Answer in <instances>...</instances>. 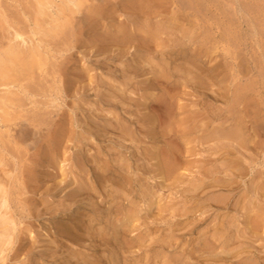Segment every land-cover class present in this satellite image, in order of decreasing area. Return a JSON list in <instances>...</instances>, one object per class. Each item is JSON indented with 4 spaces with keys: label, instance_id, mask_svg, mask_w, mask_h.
I'll list each match as a JSON object with an SVG mask.
<instances>
[{
    "label": "rangeland",
    "instance_id": "rangeland-1",
    "mask_svg": "<svg viewBox=\"0 0 264 264\" xmlns=\"http://www.w3.org/2000/svg\"><path fill=\"white\" fill-rule=\"evenodd\" d=\"M30 1L31 0H0V32L3 31L0 33V43H7V38L11 37V33L14 32L13 27L15 28V25L17 24L19 26L22 25L20 27L24 28L25 31H30V28L28 27H32V25H29L30 23L26 22L27 18H25L26 16L24 14V12H28L29 10L28 7L31 4ZM101 1L94 3L96 6H101ZM183 1H188L187 4H190V6H187L184 2L186 4V11L189 14L187 16L189 18H187L188 20H186L185 16L182 18L183 22L185 20V28L188 30L187 35L184 36L185 38L183 37L182 40H176L178 36L177 33L171 35V40L169 38L170 36L163 35L162 37L165 41L162 49L169 52L165 55L162 54L161 48H159L160 50L158 49L159 52L156 51L154 47L155 45L153 44L152 47L149 48H146L143 44L137 46V48H134V45L130 46V44H126L127 46L125 45L123 48L121 46L111 47V45L110 47H107L109 46L107 45V49H111V52L107 51L105 45H97V42L94 41L93 38V35L96 33L107 31L106 25L108 26V23L104 22L106 19L99 15L98 18H100V21L96 23L93 21V18H90V14L88 16V12H82L78 16L80 19H75L70 30L66 32L68 33V36L75 35L74 39L70 37L71 40H76L77 37L80 38L77 43H72V45H75L71 51H61L62 53L58 52L59 48L64 49V46L66 45L61 37L57 38V41L52 40L50 43L51 50H57L55 53H58L57 58H51V62L48 64L49 66L54 65L56 69L54 66L49 67L47 65V70L49 71L47 72L49 74L55 72V79L48 75V81L46 80L43 82L40 81L41 79L38 77L37 73L34 76L37 80L25 81L15 71L10 74V77L13 79L19 78L21 80H18L16 84H12V89L14 91L9 89L11 84L10 87H4L1 85L0 81V101L5 92L9 90L14 93L9 95L11 98L13 96H19L17 99L15 97L12 98L17 102V106H12V108L14 107L16 109L13 108L15 110L13 116H18V119L9 123H3L0 121V154L3 156L0 165V187L2 188L0 189L3 190V188H6L8 195V215L11 223L9 222L5 225L13 226L11 244L6 247L4 251L0 249V264H46L49 259L51 261L57 259L58 261H61L62 250L54 254V259L53 249L49 247L52 246L55 248L57 245L53 242L54 236L50 233L54 231L51 229V224L49 222L51 217L50 212L52 209L57 211L56 209L58 208L59 203L66 199L65 196L68 189H71V187L73 189L75 186V184H73V186H68L66 183L68 181L74 182L76 174L84 176L83 172L81 173L80 170H76L75 168L74 164L76 163L77 157L82 163L83 159L80 157L85 153H93L95 150L99 149V145L104 146L105 150L107 151L108 149V152L110 151V153L120 152L121 154H118L122 155V159L120 158L121 160L119 161L126 159L133 163L132 167L134 166L135 168H132V173L130 174L134 178L133 180L135 182L134 185L136 190L134 196L131 197H133L134 201L138 203L139 208L142 209V213H145L146 205L148 201L152 199L151 195L155 198V200L153 199L154 202H156L153 204L154 212L150 219L154 218L155 214V217H159L157 216L159 214L158 202L160 201L161 196L165 199V201L161 199L162 205L163 202L164 205L166 204L167 206L168 204H172L169 205L171 210L174 208H180L185 200L184 197L187 194L186 192H182L187 189L188 185L196 184V182L197 184L202 183L204 178L205 181H209L213 173L212 171L215 169H217L215 170L216 172L214 171L215 174H213L215 177L226 176L228 170L225 169L227 166L223 165L225 163L223 158L225 156V158H227L228 156L224 153L225 151L222 150H224L227 145L232 144V146H235L237 143H233L232 141L235 140L228 137L227 134L231 129L240 128L237 121L234 120L235 118L238 120L239 112H243V114L244 111L247 113L250 112L249 109L247 111V108L242 111L243 107L245 108V105L243 106L245 103L243 102L240 106H243L241 110L239 106L235 104L234 101H236V99H234V96H243L242 92L244 91L243 94H245V96H254L253 100L256 102L257 100H263L262 106L264 107V93L261 96H259L258 93V91H260L258 89H260L262 84H259L260 81L258 80H260V77L257 76L258 74L256 73L258 72L255 70L258 69V67L261 71L264 69V0ZM194 1L195 5L193 4ZM56 2L61 3L62 0H56ZM88 4H92V2L90 1ZM167 6L169 10L175 9V6L171 3H168ZM194 9L198 15L195 13ZM99 11L102 10L100 9ZM119 13L120 14L117 16L118 20H122L125 24L127 21L123 12ZM82 20L84 22H82ZM14 22L17 23L15 24ZM77 22H80L81 24ZM81 25H83V27ZM96 28L98 32L95 30ZM195 33L200 35L199 38L195 39ZM181 35L182 34H180V36ZM168 39L170 41H168ZM168 44L172 45V48H170L171 46ZM181 44L183 45L181 46ZM125 47L126 49H124ZM174 48L182 49V52L171 53L169 50ZM120 49H124L122 56H116L115 54L117 52H121ZM97 52L101 53L99 54ZM67 59H70L69 61H71V63L67 61ZM66 61L68 63H66ZM128 64H132L131 69L127 66ZM255 66L257 67L254 68ZM188 72L190 73L188 74ZM195 73L200 76L199 79H194L196 77ZM90 76L94 79H91ZM126 76L128 80H126ZM38 78L40 80H38ZM198 80L199 84L201 82L200 85L197 83ZM213 80L216 81L214 82ZM33 84L36 85L34 87L35 89H33ZM52 85L55 88L54 94L52 93L53 96L46 97L45 95H42V93L44 94L42 91H44L45 88H49V86L53 87ZM255 85L257 86L255 87ZM23 88H28L31 93L27 95L26 92L24 93ZM261 90L264 91V87ZM36 91L37 93L35 96ZM122 91H124V93ZM262 96L263 98H261ZM43 99L44 101H49L50 106L48 105V110L51 109L65 112L66 118L62 121L66 124V129H68V133L65 132L66 137H64V140L59 144L57 158L54 163H51V167L43 160L46 156H53V142L49 141L50 139L48 138V131L50 130L48 124L52 122L50 119L58 120L59 118L55 113L52 114L53 116L43 115L42 113V116L37 115L36 120L39 119L41 123H43L41 124L43 127L39 125V128H37V126L34 128V125H32L33 123L36 124L40 122H34L33 120L35 119V109L37 113L46 111L35 108V104H32V100H37L41 104ZM159 99H162V102H159ZM110 102L111 104L112 102L116 105L118 104L117 106L119 108L114 110ZM21 107H24V110ZM21 109L23 111H21ZM231 109L235 110L233 111L234 116L231 115ZM27 110L32 112L30 113ZM113 110L115 112H113ZM236 112L238 113L237 115L235 114ZM117 113L123 118V122L126 123L127 126H130L129 131L132 132V137L121 136L120 129H116L113 126H108L107 129L103 130L106 121L111 119L113 121L115 120L114 123H116L118 117ZM247 113L244 115L249 116L250 114L248 113L247 115ZM145 115L147 116L146 119L144 117ZM235 115L237 117H235ZM43 116L44 118H42ZM196 118L198 119L196 120ZM129 119L136 122L135 125H131ZM246 120L248 122L246 130L251 131L248 132L245 130L246 135H256V140L258 141L257 144H248L247 146H242L243 148L239 147L242 153H245L244 156L240 154L238 155L241 160L245 159V161H242L246 168V170H243V173L245 174L242 175L239 185L236 186L238 188L231 192L232 194L225 191H219V189H221L219 187L212 188V190L211 188H207L201 192L200 196L202 197V201L205 199V201H209V204L211 203V205L214 206L210 208L209 213L211 216L209 220L204 222L193 235L194 238H196L202 232L208 231L209 228L216 225L222 232L221 241H225L226 239L229 240L227 246H222L220 243H217V246L212 250L214 251L212 255L216 256V258L211 257L210 253L205 252L204 257L199 262L194 258L195 260L182 259L177 262L172 260L169 264H187V261L188 264H264V129H261L256 125V129L254 128L251 130L250 128H253L254 124L250 123L249 120L251 119H248V117ZM257 128L259 129L257 130ZM87 129L90 131V134L92 133L91 135H89ZM70 130L76 134V138H69L72 135V131ZM172 143L181 149L183 153L178 160L181 163V168L179 167L178 170L174 171L172 176L168 177V180L153 178L152 175L156 173L158 174V172L160 173L161 169H158L159 162L156 159L152 160V153L159 152L160 149H167V146ZM191 143L193 144L191 145ZM89 149L92 150L89 152ZM221 151L223 153H221ZM133 152L136 153L135 157L132 155ZM139 154H142V161L139 160L135 163L134 161L137 160ZM242 157H244V159ZM148 159L149 161H147ZM136 165H145L147 170H149L147 171V174L149 175L145 173L143 174V171L137 169ZM54 169H56V171ZM164 170L165 169H162V171ZM219 170L220 173H218ZM133 171L135 174H133ZM57 172L58 174L54 175ZM175 174L178 176L176 177ZM204 174H206V176H204ZM201 175L203 176L201 177ZM62 178L64 181L59 182ZM190 178L194 179L191 180ZM87 181L91 182L89 179ZM179 182H181V184ZM65 185L66 189L61 191V188ZM261 185L263 186V190H260ZM253 187H258L256 190H258L259 193L257 192V194H254L251 191ZM115 188L116 186H109L107 189L112 190ZM57 193L58 195L56 196ZM159 195L161 196L159 197ZM210 198L213 199L210 200ZM216 198L217 200L220 199V201L227 198L228 204L225 207L218 208L219 204L216 202ZM68 201L69 199L67 200V203ZM99 201H101V198ZM106 205V207H109L110 204L108 203ZM129 207L130 204L125 201L124 212ZM245 207L247 210H251L250 215L252 219H250V222H254L253 224H248V221H246L247 215L244 214L245 209L243 210ZM200 214L201 212L198 211L193 217L199 218ZM166 216H168V214ZM166 216L165 218H169ZM123 217V213H120L116 218L113 216L114 219H111L113 221H111V223L116 222L119 224L125 218ZM105 219L108 221V218H104L102 225L107 222ZM175 219H186V216H176V218H172L173 221ZM156 221L158 220H155L154 223L151 221L154 225H152L153 227L165 224H162L161 220H159V222ZM97 226H100V224ZM0 227L1 240L3 230L4 228L6 229L7 226L0 225ZM181 227L184 228V224ZM140 228L141 231H136L135 233L143 235L145 227L141 226ZM134 240L136 241L133 248V250L136 251L133 253L135 259H132L133 254L129 259L133 263H135V260L138 264L145 263L147 261L145 256L148 254H144L149 250H145V247H141L140 244H137L139 243L140 238L136 236L134 237ZM69 245L76 248L73 244ZM48 247L50 250H47L49 249ZM140 247L141 249L143 248V250L139 249ZM45 251L48 252L49 257L52 256L48 260H46L48 257L46 256ZM167 254L172 256L177 253L171 251ZM150 255H152L153 258H151V262L148 261L147 264H162L160 262L165 264L163 258H160L159 256L157 257L158 250L153 251Z\"/></svg>",
    "mask_w": 264,
    "mask_h": 264
},
{
    "label": "bare ground",
    "instance_id": "bare-ground-1",
    "mask_svg": "<svg viewBox=\"0 0 264 264\" xmlns=\"http://www.w3.org/2000/svg\"><path fill=\"white\" fill-rule=\"evenodd\" d=\"M90 1L92 2V4H88ZM100 1L101 0H62L61 3H57L56 0H31L30 1L31 4L28 7L29 10L27 9L28 12L27 11L24 12V14L26 16L25 18H27L26 22L30 23L29 25H32V27L31 26L28 27V28H30V31L29 32L25 31L24 28L20 27L22 25L19 26L17 24V25H15V28L13 27L14 32L13 33L10 32L11 37L7 38L8 39L7 43L6 42L4 44L0 43V81H1V85H3L4 87L5 86L10 87V84H11V87L9 89H12V84H16L18 80L19 81L21 80L19 78L13 79L10 77L11 76L10 74L15 72V71L25 81L26 80H30V81L37 80V78L34 77L35 74H37V73H38V77L41 79L40 80L38 78V80H40V81L45 82L48 78V75L52 76L53 79H55V77H54V75H56V74H54L55 72L49 74L48 73L49 71L47 70V65L49 64V62H51V60H50L51 58H53V59L57 58L58 52L62 53L61 51H64V52L71 51L75 45V44L72 45V43H75V42L77 43L78 40L80 39L76 36L77 37L76 40H71V38L74 39L75 35L68 36V33H66V32H68L70 30V27L72 26L75 19H77V20L80 19L78 16L82 12H85V13L88 12V16L90 14V16H91L90 18H93V21H95L96 23H98V21H100L99 20L100 18H98L99 15L103 16L106 20L110 19L108 21H106V20L104 21V22L108 23V26L106 25L107 31L99 33L97 28H96L95 30L98 33L93 35L94 41L97 42V45H103V46L105 45L106 49H107V47H110V45H111V47H113V46H119L120 47L121 46L123 48V46H125L126 44H130V46L134 45L133 47L137 48V46L143 44L146 48L147 47L149 48V47H152V44H153V45H155L154 47H155L156 51L159 52V50H160L159 48H161L162 54L165 55L168 51H165L162 49V46H163L164 41H165L162 37L163 35L170 36L169 37L170 40H171L172 34L175 35L177 33L178 36H180V34H182L181 35L182 37L177 36V39L175 38L176 40H178V39L182 40L183 37L187 35L188 30L185 28L186 27L185 23H184L185 20L183 22L182 18L184 16H185L186 20H188L187 18H189L187 16L189 14L186 11L187 10L186 4L188 1L185 2L183 0H102L101 6H99V5L96 6V4L94 2H100ZM195 1L193 3L194 5H195ZM168 3H171L172 5H174L175 9L169 10L168 6H167ZM187 6H190V4L189 5L187 4ZM100 9L102 11H99ZM119 12H123L124 17L126 18L127 22L125 21L126 22L125 24L122 20L121 21L118 20L117 16L120 14ZM4 13H5V11H4ZM195 13H196V10H195ZM5 16H3V17L6 18ZM125 18H124V20H125ZM9 20H10V18H9ZM154 20H156V21H154ZM82 22H84V21L82 20ZM77 23L81 24L80 22H77ZM191 23H193V22H191ZM189 24H190V22H189ZM81 26L83 27V25H81ZM97 27H98V25H97ZM11 28H12V26H11ZM28 28H25V29H28ZM95 30H93V31H95ZM78 31H80V30H78ZM81 31H82V29H81ZM2 32H0V33H2ZM69 33H71V32H69ZM80 34H82V33H80ZM197 35L198 34L195 35V37H196L195 39L199 38V36H200V35H198V36ZM59 37L63 38V42L66 45L64 46V49L63 48L61 49L58 47L59 51L57 53H55L57 50L56 51L51 50L50 43L52 42V40H56ZM165 39H167V38H165ZM170 40L168 39V41H170ZM59 44H61V43H59ZM188 44H189V42H188ZM198 44H197V46H198ZM107 45H109V46H107ZM176 45H178V44H176ZM176 45H175V47H176ZM182 45L183 44H181V46ZM103 46H102V48H103ZM165 46H166V44H165ZM169 46H171L170 48H172V45H169ZM199 46H201V45H199ZM124 49H126V47ZM143 49H144V47H143ZM110 50L107 49V51H110ZM123 50H121V52H117L116 54L115 53L114 54L116 56H122ZM181 50L182 49L174 48V49H170L169 51H171V53H173V52L174 53H177V52L181 53L182 52ZM195 50H197V49H195ZM52 51H54V52H52ZM104 51H106V50H104ZM134 51H136V50H134ZM147 51H149V50H147ZM97 53L100 54L101 52H97ZM147 53H150V52H147ZM200 53H201V51H200ZM70 57H71V54H70ZM64 60H66V59H64ZM69 60L67 59V61H69ZM67 61H66V63H68ZM69 62L71 63V61H69ZM53 63H54V61H53ZM53 63H51V64H53ZM134 64H133V66H134ZM209 64H211V63H209ZM51 66H54V65H51ZM51 66H49V67H51ZM127 66L130 67V69H131L132 64H128ZM128 67H127V69H128ZM256 67L257 66H255L254 68H256ZM123 68H125V67H123ZM55 69H56V67H55ZM258 69H259V67H258ZM258 69H255V70H257V72H258V73H256V74H258L257 76L260 77L259 78L260 80H258V81H260L259 84L260 85L262 84V86H260V89H258V90H260V91H258L259 96H261L264 93V91L261 90L264 87V69H262V71L260 69L259 70ZM124 71H127V70H124ZM130 71H132V70H130ZM115 72H117V71H115ZM189 73L190 72H188V74ZM90 77H91V79H94V78H92V76H90ZM199 78H200V76L196 74V77L194 79H199ZM126 80H128L127 76H126ZM103 81H105V80H103ZM197 83L199 84V80ZM44 84H42V85H44ZM200 84H201V82H200ZM35 86L36 85L33 86V89H35L34 88ZM256 86L257 85H255V87ZM50 88H51V90H50ZM111 88H112V86H111ZM6 89H8V88H6ZM246 89H247V87H246ZM54 90H55L54 86L53 87L49 86V88H45L44 91H42V92H44V94L42 93V95H45L46 97L47 96H53L52 93L54 94ZM29 91L30 90H28V88L24 89V93L26 92L27 95H29L31 93ZM37 91L35 92V96H36ZM239 91H237V92H239ZM39 92H41V91H39ZM122 92L124 93V91H122ZM57 93H58V91H57ZM243 93H244V91L242 92L243 96H240V95H238L237 97L234 96V99H236V101H234V102L236 105L239 106L240 109L245 105V108L243 107V110L242 109L241 110L244 111V109L247 108V111H248V109H249L250 112H248V113L250 115L249 116L244 115L247 113L245 111H244V114H243V112H239V114H241V115H239L237 112L235 113L236 115L238 114V120H236V118L234 120L237 121V124L240 128L237 127L238 129H233V130L231 129V131L228 132L227 135H228V137L235 140V141H232L233 143L237 142L235 145L236 147L232 146V144H231V145L225 146L224 150H222V151H225L224 153H226V155L229 157V158L228 157L225 158L226 157L225 156L223 158L225 160V163L223 165H226L227 168H225V169L228 170L226 176L225 177H222V176L221 177H215L213 175V174H215L214 171L217 170V169H215L214 171H212L213 173H212L209 181H205V178L203 177L204 180L202 183L197 184V182H196V184L188 185L187 189H185L182 192V193L186 192L188 194V195L186 194L184 197V199H185L183 202L184 204L182 203V206L180 208H174L173 210H171V207L169 206L172 204H168V206L166 204L164 205V202H163V205L161 204V199L164 201H165V199H163L162 196L159 195V197L161 196L160 201L158 202L159 214L157 216H159V217H155V215H156L155 214L154 218L150 219L151 215L154 212L153 204L156 203V202H154L155 198H153L152 195H151L152 199L150 198L151 200H149L147 205H146L145 213H142V209L139 208L138 203H136L134 201L133 197H131V196H134V192L136 190L135 185H134L135 182L133 180L134 178L130 174V173H132L131 170L134 166L132 167L133 163L130 162V160L123 159L122 161H119L122 159L121 158L122 155L118 154L120 152H111L110 153V151L108 152V149H107V151L105 150L104 146L99 145V147H98L99 149L95 150L93 153L90 152L92 149H89L88 150L90 152L89 154L85 153L81 157L79 155H77L83 159V162L81 163L77 157L76 163L74 162L75 163L74 165H75L76 170H80L81 173L82 172L84 173V176H82L80 174L79 175L76 174V177L74 176L75 177L74 182L68 181L66 183L68 186H73V184H75V186L73 189H72V187H71V189H68V192L66 191L67 192L66 196H65L66 199L59 203L58 208L56 209L57 211L52 209L50 212L51 217H50L49 222L51 224V229L54 230L50 233L54 236L53 242H55V244H57V245L55 246V248H53L52 246H49V247L51 249H53L52 250L53 251V257H54L55 253L62 250V252H63L61 255L62 258H61V261H58V259L55 261H53V260L51 261L49 258L52 256L49 257L48 252L45 251V254L48 257L46 260L49 259L46 264H120V261H121V264H138L136 260L134 261L135 263H133L129 259L130 256L136 252L133 250V248L135 246V242H136L134 240V237H136V236L138 238H140V241L137 244H140L141 247H145V250L146 249L149 250V251H147V253L144 254V255L148 254L147 256H149V257L145 256L147 258V261L145 263H141V264H147V262L150 261L151 258H153L152 255H150V253H153V251H155V250H158L157 257L159 256L160 258H163L165 264H169L172 260L177 262L178 260H182V259H185V260L191 259L192 260L194 258H196L197 262H199L204 257L205 252L210 253L211 257L216 258V256L212 255V253L214 252L212 250L217 246V243H220L222 246H227V242L229 240L226 239L225 241H221L222 232L217 228L216 225L214 227L209 228L208 231H204L200 235H198L196 238H194L193 235L196 232V230L201 225H203L204 222L209 220V218L211 216L209 213L210 208L214 206V205H211V203L209 204V201L206 200L207 201L206 202L205 199L202 201V197L200 196V194H201V192H203V190H205L207 188H211V190H212V188L219 187V188H221V189H219V191H222V192L225 191L228 193H231L238 188L236 186L239 185L240 179L242 178V175L245 174V173H243V170L244 169L246 170L244 163L242 162V161H245L244 157H242L244 160H241L238 156L239 154L242 156H244V154H245V153L244 154L242 153L240 148L242 146H247L248 144L249 145L257 144V141H258V140H256V137H257L256 135L253 136V135H250L249 133H247L249 135H246V131H248V130H246V127L248 124V122L246 120L247 117H248V119H251V120H249L250 123L254 124V127L250 128L251 130L257 126L260 127L261 129H264V113H262V112H264V107L262 106L263 100L258 101L255 98L257 100V102H256L253 100L254 96L248 97V95L245 96V94H243ZM10 94H14V93L11 92V90L5 92V94L1 97V101H0V111H1L0 121H2L3 123H9V122H12V121H15L18 119V116H15V117L13 116V113L16 109L14 107L13 108L15 110L12 108L13 105L17 104V102L15 101V99L14 100L12 99L15 96H13L11 98L9 96ZM177 95H178V93H177ZM33 96H34V93H33ZM18 97H15V98L17 99ZM255 97H257V96H255ZM213 98H214V96H213ZM261 98H263V96ZM32 101H33L32 104H35V108H38V110H46L45 112H41V113L38 112L37 113L36 109H35V114H34L35 119L32 118L34 120V122L40 121L39 119L38 120H36V119H37V115L42 116L41 115L42 113H43V115H49V116H51L52 114L55 113V115H57L59 118L58 120L50 119V120H52V122H50V123L48 122L49 123L48 124L49 129H50L48 131L49 132L48 138L50 139L49 141L53 142L52 143L53 145L51 144L53 147V156H51V157H48V156L44 157L43 156L44 157L43 160L46 161L48 163V165L51 167L52 166L51 163H54V161L57 158L58 147L60 146L59 144H61V142L64 140V137H66L65 132L68 133V129H66L67 126L62 121L66 118V114L64 111L59 112V111L51 110V109L48 110L49 109L48 108L49 101H47V100L44 101V99H43V102L41 101V104L37 100H32ZM106 101H107V99H106ZM160 101L162 102V99H159V102ZM22 102H23V100H22ZM243 102L245 104H243ZM25 104H27V103H25ZM108 104H109V102H108ZM110 104H111V102H110ZM242 104H243V106L240 107ZM111 105L113 106L114 110H117L119 108L117 106L118 104L116 105L113 102ZM19 106H21V105H19ZM238 106H236V107H238ZM25 107H27V106H25ZM21 108L24 110V107H21ZM17 109H20V108H17ZM22 109H21V111H23ZM181 109H182V107H181ZM12 110H13V112H12ZM114 110H113V112H115ZM27 111H29V110H27ZM233 111H235V110L231 109V111H230L231 115H233ZM237 111H239V110H237ZM248 113H247V115H248ZM117 114H118L117 115L118 117H117L116 123H114L115 120L113 121L111 119L106 121L105 125L103 126V130L107 129L108 126H113L116 129H120L121 136L132 137L133 134H132V132L129 131L130 126H127V124L123 122L124 120H123V118H121L119 113H117ZM236 115H235V117H237ZM193 116H195V115H193ZM144 117L146 119L147 116L145 115ZM215 117H217V116H215ZM42 118H44V116ZM87 118H88V116H87ZM190 119H192V118H190ZM197 119L198 118H196V120ZM211 121H212V119H211ZM95 123H97V122H95ZM135 123L136 122H134L133 120L132 121L130 120L131 125H135ZM186 123H187V120H186ZM205 123L207 124L206 121H205ZM15 124H17V123H15ZM41 124H43V123H41V121H40L36 124L33 123L32 125H34V128H35V126H37V128H39V125L42 126ZM200 127H198V128H200ZM190 129H192V128H190ZM258 129L259 128H257V130ZM186 130H188V129H186ZM70 131H72V130H70ZM70 131H69V133H70ZM88 131L89 130L87 129V132ZM261 131H263V130H261ZM182 132H184V131H182ZM248 132H251V131H248ZM71 134H70L71 136L69 137L70 139L76 138V134H74L73 131ZM91 134L89 131V135H91ZM255 134H256V131H255ZM86 139H87V137H86ZM260 143H261V141H260ZM192 144L193 143H191V145ZM80 148H84V147H80ZM157 148H158V145H157ZM216 148H218V147H216ZM110 149H112V148H110ZM134 149H135V147H134ZM219 149H220V147H219ZM113 151H114V148H113ZM187 151H188V149H187ZM222 151H221V153H223ZM144 152H145V150H144ZM192 152H193V150H192ZM152 154H153V155H151L152 160L156 159L159 162L158 169H161L160 173L158 172V174L157 173L154 174L155 176L151 174L153 176V178L168 180V177H171L173 172L178 170V168L181 165L180 161H178V160H179L180 155H183V153H182L181 149H179L173 143L171 145H168L167 149H160L159 152L152 153ZM187 154H188V152H187ZM132 155H133V157H135L136 153L133 152ZM141 155L142 154H139V157L137 158V160L134 161L135 163L142 159ZM2 158H3V156L0 154V165H1ZM147 161H149V159ZM153 164H155V163H153ZM155 165H157V164H155ZM45 167H46V165H45ZM86 167H88V168H86ZM155 167H157V166H155ZM136 168L139 170H142L143 174L144 173L147 174L148 173L147 171H149V170H147L145 165H142V166L138 165ZM162 169H165V170L162 171ZM54 170L56 171V169H54ZM20 171H21V168H20ZM29 171H31V170H29ZM262 172H263V170H262ZM21 173H24V172H21ZM218 173H220V170ZM57 174H58V172L55 173L54 175H57ZM133 174H135L134 171H133ZM210 174H211V172H210ZM147 175H149V174H147ZM138 176H140V175H138ZM175 176H176V174H175ZM202 176L203 175H201V177ZM204 176H206V174H204ZM176 177H174V178H176ZM181 177H183V176H181ZM207 177H208V175H207ZM64 178H67V177H64ZM88 179L91 180V182L87 181ZM176 179H178V178H176ZM193 179H191V180H193ZM63 181H64V179L62 178V180L59 182H63ZM164 182H166V181H164ZM181 182H179V183L181 184ZM109 186H116V188L112 189V190H108L107 188ZM167 187H168V185H167ZM257 188L253 187V189L251 191L254 194H257V192L259 193V191L256 190ZM1 189H0V193H1L0 194V225L7 226L6 229L4 228L3 234H2V239L0 240V249L2 251H4V249L6 247H8L12 242L11 234L13 233V230H12L13 226L5 225V224L10 222V218L8 215L9 214L8 197H7L8 195H7L6 188H3V190H1ZM65 189H66V185L61 188V191L65 190ZM163 189H164V187H163ZM260 190H263L262 185L260 186ZM211 193H212V191H211ZM19 194H20V192H19ZM216 194H218V193H216ZM57 195H58V193L56 194V196ZM149 195H150V193H149ZM226 195H228V194H226ZM100 198H101V201H99ZM68 199H69V201L67 203ZM211 199H213V198H210V200ZM125 201H127L128 204H130V207L124 212ZM171 202H172V200H171ZM216 202H218V204H219L218 208H222L228 204V199L224 198L220 201V199L217 200V198H216ZM108 203L110 205H109V207H106L107 206L106 204H108ZM215 205H216V203H215ZM174 206H176V205H174ZM243 210H244V214L247 215L246 221H248V224L252 223V222H250V219H252L251 215H250L251 210H247L246 207L243 208ZM198 211L201 212L200 217L199 218L193 217L194 214L197 213ZM260 212H262V211H260ZM120 213H123V216L125 217V218L123 217L124 218L123 221L119 224L116 222L111 223V221L114 218H116L117 216H119ZM166 213L168 214V216H166L167 215ZM113 216H114V218H113ZM165 216L169 217V218H165ZM176 216L177 217L178 216H180V217L186 216V219H175L173 221L172 218H174V217L176 218ZM257 216H259V215H257ZM104 218H108V221H107V219H105V221H107V222L102 225ZM217 218H218V216H217ZM150 220L153 223L155 220H158L156 222H159V220H161L162 224L163 223H165V224L164 225L158 224L159 226L153 227L154 225ZM209 223H211V222H209ZM98 224H100V226H97ZM183 224L185 226L184 228L181 227ZM217 224H218V222H217ZM141 226L145 227V229L143 230L144 234L138 235V233H135V232L136 231L140 232ZM184 240H186V241H184ZM69 244L75 245L76 248L70 246ZM141 247L139 249H141ZM50 248L49 249L46 248V249L50 250ZM141 250H143V248ZM171 251L174 253H177V254L169 256V254H167V253H170ZM54 259H55V257H54ZM132 259H135L134 254L132 255ZM163 259H162V261H163ZM139 260H142V259H139ZM207 260H208V258H207ZM206 262H208V261H206ZM160 263L163 264V262H160ZM41 264H43V263H41ZM187 264H188V261H187Z\"/></svg>",
    "mask_w": 264,
    "mask_h": 264
}]
</instances>
